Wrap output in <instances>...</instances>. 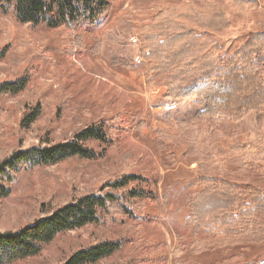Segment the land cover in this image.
I'll list each match as a JSON object with an SVG mask.
<instances>
[{
    "label": "rangeland",
    "instance_id": "obj_1",
    "mask_svg": "<svg viewBox=\"0 0 264 264\" xmlns=\"http://www.w3.org/2000/svg\"><path fill=\"white\" fill-rule=\"evenodd\" d=\"M109 2L107 22L94 31L80 29L81 39L76 31L31 27L19 24L11 10L0 12V86L28 79L18 95H0V163L18 150L71 141L91 125L119 127L113 142L92 145L100 158L23 171L10 197L0 200V233L15 232L83 195H100L103 184L129 164L142 179L136 189L144 197L132 204L133 215L118 212L112 221L101 216L14 264H65L74 252L103 240L120 241V249L97 264H173L178 242L172 226H186L191 197L199 191L196 179L248 182L264 167L254 156L263 135L253 113L238 123H211L196 116L203 101H170L162 89L144 84L138 29L161 10L183 9L188 0ZM254 2L248 15L233 17V30L212 36L221 56L241 46L244 26L251 33L264 31V0ZM34 109L38 118L24 126ZM177 123L190 125L189 146ZM263 257L264 244L246 245L199 255L188 251L182 264H253Z\"/></svg>",
    "mask_w": 264,
    "mask_h": 264
},
{
    "label": "trees",
    "instance_id": "obj_2",
    "mask_svg": "<svg viewBox=\"0 0 264 264\" xmlns=\"http://www.w3.org/2000/svg\"><path fill=\"white\" fill-rule=\"evenodd\" d=\"M254 5V0H188L183 9L157 12L138 29L136 38L139 59L146 65L142 70L146 88L162 89L170 101H203L204 108L196 116L211 123H238L253 113L263 135L254 156L264 164V31L251 33L244 26L241 46L228 57L220 55L212 37L233 30V17L244 13L245 17ZM10 10L19 24L66 28L81 39L80 29L94 31L107 22L111 6L109 0H0V12ZM27 82L22 77L6 83L0 86V95H18ZM37 118L34 109L22 123L28 126ZM177 124L189 146L190 125ZM118 129L114 124L91 125L71 141L13 152L0 163V200L10 197L11 187L25 170L100 158L92 145L113 142ZM131 172L129 164L115 181L103 184L105 191L100 195H83L15 232L0 233V264L32 259L58 236L94 225L101 216L112 221L118 212L133 215L132 204L144 194L136 189L141 177ZM194 185L199 191L191 197L186 226H172L178 242L172 252L173 264H182L188 251L199 255L264 244V167L248 182L199 176ZM119 249L120 241L103 240L74 252L65 264H97ZM253 264H264V257Z\"/></svg>",
    "mask_w": 264,
    "mask_h": 264
}]
</instances>
